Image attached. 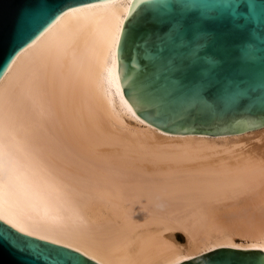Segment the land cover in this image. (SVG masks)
I'll return each mask as SVG.
<instances>
[{
    "label": "bare ground",
    "instance_id": "1",
    "mask_svg": "<svg viewBox=\"0 0 264 264\" xmlns=\"http://www.w3.org/2000/svg\"><path fill=\"white\" fill-rule=\"evenodd\" d=\"M133 1L66 9L0 78V219L98 264L264 250V125L172 133L133 115L115 78Z\"/></svg>",
    "mask_w": 264,
    "mask_h": 264
},
{
    "label": "water",
    "instance_id": "2",
    "mask_svg": "<svg viewBox=\"0 0 264 264\" xmlns=\"http://www.w3.org/2000/svg\"><path fill=\"white\" fill-rule=\"evenodd\" d=\"M109 0H0V78L68 8ZM115 78L133 115L161 130L235 134L264 125V0H134ZM0 264H98L0 219ZM176 264H264L220 246Z\"/></svg>",
    "mask_w": 264,
    "mask_h": 264
},
{
    "label": "rangeland",
    "instance_id": "3",
    "mask_svg": "<svg viewBox=\"0 0 264 264\" xmlns=\"http://www.w3.org/2000/svg\"><path fill=\"white\" fill-rule=\"evenodd\" d=\"M230 204H231V203L227 204V205H229L228 208H227V205L222 207L223 212H224V210H225L224 208H226L225 212H228L227 210H229V207H232V205H233V207H232L231 209H234V204H231V206H230ZM231 211H232V210H231ZM231 211H230V212H231ZM174 232H175L176 235H177V242H178V244L184 246V245L186 244V235H185V233L183 232V230H181V229H174Z\"/></svg>",
    "mask_w": 264,
    "mask_h": 264
}]
</instances>
